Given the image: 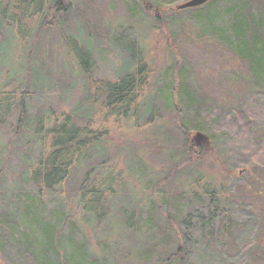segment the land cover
I'll use <instances>...</instances> for the list:
<instances>
[{
  "label": "rangeland",
  "instance_id": "374dc122",
  "mask_svg": "<svg viewBox=\"0 0 264 264\" xmlns=\"http://www.w3.org/2000/svg\"><path fill=\"white\" fill-rule=\"evenodd\" d=\"M56 1H61L65 8L61 17L63 26L47 28V22L43 23L44 20L38 17L22 20L21 27L29 33V39L24 43L15 28L19 16L13 12V4L10 5V0H0V12L6 6L7 16L14 18L12 23L0 26V92L8 93L5 98L0 95V117L4 120L0 122V264H37L33 257L44 251L48 243L40 244L42 224L41 220L38 223L34 219L35 216L43 217L46 224L56 229L64 227L60 248L63 257L69 253L68 257L74 255L77 259L72 249L81 244L93 258H104L105 264H157L158 256L164 258L174 253L177 249L175 235L177 231L187 229L183 220L188 212L173 208L172 200L169 201L170 209L166 211L172 226L168 233L158 229L166 217H162L158 210L151 213L152 229L138 228L139 234L136 235L119 227L113 228L108 220L94 229L80 225L77 218L78 229L74 226L76 230L73 231L65 218L75 207L73 195L87 173L90 175L89 183L99 189L101 186L97 183H103L109 171L114 176L119 175L120 182L125 186L114 188L115 194L110 203L115 207L112 208L118 205V210L136 203L140 193L139 209L143 217L150 213L148 197H155L158 201L160 196L153 190L148 193L145 183L158 184L174 165L180 172L174 174L164 188L167 197L173 199L185 195L188 189L193 191L198 178L200 185H209L214 192L223 190L239 208L246 210L248 204L243 201L246 196L244 186L250 185L248 191L251 193L255 191L254 186H264V97L257 98V112L261 113L257 124L233 123L226 128L236 115L219 117L226 125L222 130L230 129L228 139L232 145L235 144L232 158L227 146L230 144L221 142L216 133L210 134L215 136L213 138L202 131L212 128L198 126L202 130L195 131V117L200 118L199 115L205 114L211 106L229 113L228 110L250 91H259L257 88L262 85H252L245 78L241 63L212 39L200 36L201 25L206 21L194 23L196 21L192 19L199 11H176L178 6L189 0H52ZM49 13L53 17V11ZM177 20L183 23H174ZM40 26L39 36L35 39ZM33 42V47H30ZM74 44L90 47L91 67L88 74L83 75L79 71L67 51ZM27 64L31 66L34 82L39 87L37 96L31 99L25 96L28 119L38 120L53 115L60 121L69 116L73 124L85 127L89 118L90 124L95 125L94 130L103 137L98 141L101 148L99 156L93 153L94 150L98 153V149H92L91 159L83 160L81 165L71 170L58 193L47 194L40 199L36 197L32 185L23 183V180L28 178V168L43 152L42 145L28 143L30 136L24 124L17 129L19 111L14 106L5 110L6 98L11 97L18 102L25 91L24 84L29 80ZM138 71L136 78L143 81L139 98L125 112L104 109L103 96L97 90L100 84ZM178 89L192 93L196 100L194 105H188L180 98ZM32 90L34 87L29 92ZM51 92L52 96L48 97ZM88 93L92 97L89 100ZM74 103L85 106L89 117L84 115V111L82 116H74ZM146 105L150 106L146 109L148 111L140 116ZM34 122H28L31 130ZM51 122L44 120L41 126L49 128ZM196 133L207 140H194ZM186 142L193 151L190 154L187 152L188 162L185 163L182 145ZM160 148H168L170 152L161 154ZM91 169L95 170L91 172ZM259 190L262 196L264 187ZM29 200L31 203L28 205ZM34 201L39 203L40 211L34 210L37 207ZM188 202V198L179 201L180 205ZM259 202L253 203L255 207ZM113 210L111 219L115 215ZM238 220L244 221L245 216L237 215ZM165 234L173 236V239L162 245ZM252 235L251 243L263 237L264 245L263 225L256 228ZM215 240L218 242L217 238ZM215 244L210 242V250ZM147 248L151 251L150 255L136 257L137 253H143ZM181 248L185 252L184 259L191 263L197 261L198 253L204 255L198 242L194 247L186 242ZM229 248L232 249L231 246ZM240 249L245 248L239 245L237 251ZM252 256L251 251L236 255L239 263H250ZM56 262L47 253L46 259L38 264ZM172 264L178 263L173 260ZM253 264H264V257Z\"/></svg>",
  "mask_w": 264,
  "mask_h": 264
},
{
  "label": "trees",
  "instance_id": "16d2710c",
  "mask_svg": "<svg viewBox=\"0 0 264 264\" xmlns=\"http://www.w3.org/2000/svg\"><path fill=\"white\" fill-rule=\"evenodd\" d=\"M10 2V5L13 4V12L15 11L18 13L17 16H19V18L16 22L17 27L15 28L17 29L18 36L23 39L24 43L29 39V33H27L25 28L21 27L22 20L38 17L41 21L44 20L43 23L47 22V28L55 25L63 26L61 24V17L64 16L62 13L65 8L62 7L61 1L10 0ZM256 6H259V8L256 9ZM198 8H192L194 11H199V14H195L194 17H192V19L196 21L194 23L206 21L205 24L202 23L203 26L201 25L202 32L200 36L202 38L208 37L212 39L223 51L230 53L233 59L241 63L242 67L245 69V78L252 85H262L257 88L259 91H250L234 108L228 110L230 111L229 113H223L211 106L205 110V114L199 115L200 118L195 117L197 120L195 131L202 130L198 126L212 128L210 131L208 129L202 131L207 132L209 137L216 133L220 136L219 139L221 142L225 143V145L230 144L227 146H229V154L232 158L235 154V144L232 145L228 139L230 129L229 131L227 129L226 131L222 130L226 125L219 120V117L230 118L232 115H236L235 119L232 118V120L227 123L226 128L233 125V123L236 125H254L259 122L258 115L261 113L259 111L257 112V98L264 97V83H262V76H264V0H207L204 5ZM7 9L6 6L1 9L0 26L2 23L10 24L14 20L13 16H7ZM51 10L54 13L53 17H51L49 13ZM58 16H60L59 19L56 18ZM174 23L179 25L182 24L183 21L177 20ZM40 28L41 26L36 31L34 36L35 39L38 38L36 36H39L38 32ZM33 45L34 42L30 44V47H33ZM89 49V45L81 47L75 44L73 47H68L67 49L83 75L88 74L91 67V59L89 56L91 54ZM128 53L131 57L134 56L131 55L130 51ZM30 55L31 51L29 52V56ZM139 62L138 59V63ZM25 67L29 74V80L24 84L25 91L21 93L18 102L13 101L9 95L10 98H6L8 102L5 105V110L7 111V109L9 110L14 106V108L19 111V115L16 119L17 129H19L21 124H24L23 127L27 126L26 133L30 136L28 143H41L42 145L41 148L43 152L39 154L34 165L28 168V178L23 180V183L32 185L36 197L40 199L47 194L58 193V190L64 184L71 170L81 165L83 160L91 159L92 156L90 152L92 149L97 148L98 153H96L95 150L93 153L95 156H99L101 154V148L98 141L102 140L103 137L99 134L100 132L94 130L95 125L90 124L89 118H87V125L85 127H79L73 124L69 116L61 119V122L55 119L53 115L50 117L47 116L46 118L41 117L38 120L35 118L32 120L28 119L25 112L26 106H24L27 99L25 96H30L28 99L37 96L39 87L34 82L31 66L27 64ZM138 68L141 71V67ZM140 71L136 74H126L121 78H115L112 82L107 81L100 84V88H97V90L101 96H103L104 109L110 111L123 110V112H125L128 106H131L132 103L139 98L138 94L142 91L141 87H143V81L142 79H137L136 76H138ZM31 86L34 87V90L29 92V89H32ZM7 94L8 93L5 94L0 92L3 98H5L4 96ZM51 94L52 92L48 97L52 96ZM178 94L188 105H194V101L196 100L193 99L192 93L178 89ZM90 98L92 97L88 93V100ZM73 107L76 108V110L73 111L74 116H82L81 112L84 111V115L89 117L88 110L87 114L85 113V106L74 103ZM73 107L72 110H74ZM148 107L150 106H144L140 116L148 111L146 110ZM177 109L178 107L176 108V112ZM195 110H197V107ZM4 115H6V113ZM148 115L151 116L150 113ZM47 119L52 121L51 126L49 128H43L41 125L43 121ZM3 121L4 120L0 117V122ZM29 121H35L32 130L28 124ZM146 122L148 123L149 119ZM213 129H221L222 131H213ZM214 137L215 136H213V138ZM43 142L45 143L43 144ZM182 147L184 148H182L184 151L182 155L183 158L185 156L184 159L186 163L188 162L186 159L187 152L189 151L190 154L193 150L188 146L187 142L184 143ZM9 148L11 150L10 144ZM159 152L166 155L170 151L168 148H160ZM134 164H136V162H134ZM100 166H102V162ZM176 168L177 165H174L173 168L168 169L167 172L165 170L166 175L156 185H152L150 182L145 183L148 193L153 190L158 192L160 196L158 197V201L155 197H148L150 213L144 217L142 215V210L139 209V200L142 199H140V193H138L139 199L136 203L128 204L125 208L119 205L121 208L118 210V205H116V208H112L114 205L110 202L113 198V194H115L114 188L116 186L124 188L125 186L123 182H120L119 175L114 176L109 171L106 180L104 179L103 183H97L98 186L99 184L101 186L99 189L94 186V184L89 183L90 180L88 176L90 175L87 173L81 186L73 195L76 204L72 212H68L66 215L65 222L71 225L70 228L75 231L76 228L78 229L75 222L76 218L80 225L94 229L99 228L108 220V222H111L113 228L118 229L119 227L122 231H127L136 235L139 234L138 228L147 227L148 230L152 229L153 218L151 217V213H156L158 210V213H161L162 217L166 216L165 219L163 218V225L158 227V229H161L164 233H168L172 226L169 224L170 217L166 211L172 206L176 210L179 209V211H181L180 209H182L185 210V213L188 212L183 220V224L187 229L177 231L178 234L177 236L175 235V238H179V240L176 238L177 249L172 255H167L164 258L158 256L157 264H172L173 260H176L178 264H193L195 261L191 263L187 258L186 260L184 259L185 252L182 250L181 246L186 242H190L191 247H194L196 242H198L201 245V249H203L202 252L204 255L201 256L202 254L200 253L201 255H199L198 253L195 264H253L257 260L262 259L264 257L263 237L260 236L261 238L255 239L253 243L250 242V237L254 236L252 234L256 231V228L262 225L264 226V194L260 196L262 193L259 190L260 187L264 186H254L255 191L253 193L248 191L250 185L244 186L246 196L243 201L248 204L246 210L239 208V205H236L231 197H228L223 190L214 192V190H210L209 185H200L198 178L195 179L197 183L193 191H189L188 189L185 195L175 196L172 199L164 194V188L168 185L173 175L180 172L177 171ZM94 170L95 169H91L89 171L93 172ZM255 180L257 181V179ZM101 184H103V186ZM182 198H188L189 202L185 205H180L179 201ZM170 200L173 201L171 206ZM255 201H260L259 205L256 207L255 204H253ZM30 203L29 200L27 204L29 205ZM33 204L37 206L34 210L40 211L38 206L39 203L34 201ZM160 208L163 210H160ZM112 210L115 214L113 219L110 218ZM237 215H244L245 220L237 221ZM34 219L38 223H40L39 220H41L42 224L40 228V244L48 243L44 251L33 257V259L37 261V264L46 259L47 253L55 258L57 261L56 264H105L104 258L95 259L85 251L83 244L75 248L72 246L74 248L72 250L75 252L77 259L74 258V255L68 257L69 253L66 255L68 258L63 257L60 248L64 227L56 229L53 226H49L45 223L43 217L35 216ZM74 226L76 228H74ZM215 238L218 239V242ZM171 239H173V236L165 234L162 245L168 244ZM211 241L213 244H216L214 248L210 250ZM239 245H242L245 249L237 251ZM229 246H231L232 249H230ZM248 251L253 253L252 261L250 263H239L236 255ZM150 254L151 251L147 248L143 253H137L136 257H146Z\"/></svg>",
  "mask_w": 264,
  "mask_h": 264
},
{
  "label": "water",
  "instance_id": "95a60500",
  "mask_svg": "<svg viewBox=\"0 0 264 264\" xmlns=\"http://www.w3.org/2000/svg\"><path fill=\"white\" fill-rule=\"evenodd\" d=\"M207 2V0H189L186 3L178 6L176 8V11H181V10H185V9H192V8H198L201 7L202 5H204ZM203 136L200 133H196V135L194 136V140H207L206 138H202Z\"/></svg>",
  "mask_w": 264,
  "mask_h": 264
}]
</instances>
